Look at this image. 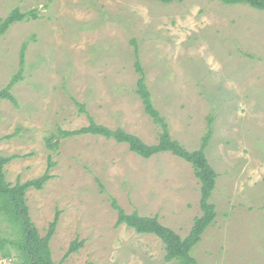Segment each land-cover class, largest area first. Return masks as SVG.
I'll list each match as a JSON object with an SVG mask.
<instances>
[{
	"label": "rangeland",
	"instance_id": "obj_1",
	"mask_svg": "<svg viewBox=\"0 0 264 264\" xmlns=\"http://www.w3.org/2000/svg\"><path fill=\"white\" fill-rule=\"evenodd\" d=\"M39 9L0 36V153L15 184L53 177L30 188V215L63 264H175L155 234L116 226L111 197L131 213L158 216L183 237L200 206L201 183L191 163L171 152L150 158L102 135L47 138L89 124L86 112L148 144L161 128L136 88V47L154 103L171 134L189 149L213 128L207 157L218 173L212 195L218 216L191 254L200 264H264V11L219 0H0V19L14 8ZM134 41V42H133ZM212 119V124H211ZM54 139H57L56 137ZM11 233L0 216V235ZM78 251L64 259L74 241ZM64 259V260H63ZM17 258H0L15 264Z\"/></svg>",
	"mask_w": 264,
	"mask_h": 264
},
{
	"label": "trees",
	"instance_id": "obj_2",
	"mask_svg": "<svg viewBox=\"0 0 264 264\" xmlns=\"http://www.w3.org/2000/svg\"><path fill=\"white\" fill-rule=\"evenodd\" d=\"M165 3L182 0H159ZM226 5H248L252 8L264 11V0H219ZM39 18V9L32 8L22 11L19 7L14 8L6 17L0 19V36L5 34L10 27L19 21ZM134 42V41H133ZM27 44L24 43L20 56V70L9 83L8 86L0 90V118L1 102L4 99H11L16 103V98L11 92V87L20 78L25 64V53ZM136 47V69L139 73L136 91L142 100L144 110L159 125L158 142L148 144L139 135L131 133L122 127L110 128L100 124L88 113L86 105L79 103L80 110L86 112L89 117V124L74 130L58 129L57 135L47 138L48 146L57 150L61 137H71L82 134L102 135L109 139H114L119 143L129 145V149L139 156L150 158L163 152H171L185 161L192 164L195 176L201 183L200 206L202 213L196 216L194 224L186 236H182L173 228L163 224L159 217L141 215L137 210L128 213L119 204L115 197H111L112 207L118 211L116 226L127 224L134 228L138 233H150L157 235L165 244V259L175 264H200L199 261L191 254V250L203 238L206 229L215 222L218 212L212 195L217 186L218 173L210 163L206 149L209 146L213 134V128L209 127L208 132L202 139L201 146L197 149H189L171 134L170 127L164 116L156 107L152 93L147 86L144 70L141 67L139 55ZM212 124V119H211ZM11 135L0 137L3 139L10 138ZM57 139H54V138ZM18 155H3L0 153V216L6 219L11 225V233L0 235V258L12 259L17 258L15 264H63V261L56 262L52 257L50 241L54 236L60 212L56 213L53 221L50 222L47 233L42 235L30 215V208L27 201V191L30 188L42 189L44 185L53 177L50 174V168L56 162L50 158L49 168L40 177L30 179L25 182L17 181L15 184L10 183L6 177V165ZM83 241H74L65 258L72 252L78 251ZM63 259V260H64ZM89 264V263H88Z\"/></svg>",
	"mask_w": 264,
	"mask_h": 264
}]
</instances>
